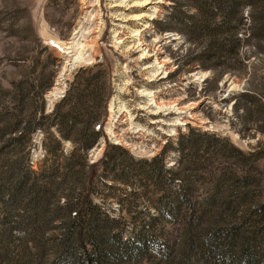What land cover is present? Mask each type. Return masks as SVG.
<instances>
[{
  "label": "rangeland",
  "instance_id": "1",
  "mask_svg": "<svg viewBox=\"0 0 264 264\" xmlns=\"http://www.w3.org/2000/svg\"><path fill=\"white\" fill-rule=\"evenodd\" d=\"M258 1L234 58L229 35H189L203 0H0V264H264ZM205 2L219 27L225 0ZM69 43L91 62L63 69ZM191 131L220 141L180 147Z\"/></svg>",
  "mask_w": 264,
  "mask_h": 264
},
{
  "label": "trees",
  "instance_id": "2",
  "mask_svg": "<svg viewBox=\"0 0 264 264\" xmlns=\"http://www.w3.org/2000/svg\"><path fill=\"white\" fill-rule=\"evenodd\" d=\"M253 1H257V0H225L224 3H226V5L224 6V3H219L217 2V7L218 9H220V12L222 14H224L222 16V23L220 24L219 27H213L211 26V23H210V18H207V15L205 16V14H208V12L206 13L207 11V6H206V2L205 0H203V3L202 5V14L204 13V27L203 28H199V27H196L195 25H193V30H192V33L189 34V35H193L197 32H199V30H203V32H209V33H215V32H218L219 33H224L226 35H229L230 38L228 40H226V44H228V49L225 50V52L231 56H235L237 54V51L239 50V46L241 44V40L239 39H236L235 36H236V26H234V23L236 21H240V16H239V10L240 8H242V6L245 4L249 5V6H252L254 5V2ZM260 1V4H263L264 3V0H259ZM258 1V2H259ZM205 2V3H204ZM198 3V2H196ZM257 3V2H255ZM239 16V18H238ZM223 48L220 49V51H222ZM235 58V57H234ZM46 66V64H45ZM248 100V101H254V96L251 95V94H244V95H241L239 97H236V102L234 103L233 105V109L236 111L237 110V105H238V100ZM59 105L57 104L55 109H54V114L55 116L57 115H60L59 113ZM41 113H43L42 111V108H41ZM257 125H260V124H257ZM58 132L60 134V136L63 138V139H70L67 135H65L63 132H62V128H61V122H59L58 124ZM257 130L260 131V132H263L264 131L261 129L260 126H256ZM192 132V135H190V137H188V139H184V137H181L180 140L178 141L179 142V146L182 147L183 146V143L186 144L187 147H189V145H194L196 143H200L202 145L206 144L205 146V149L209 147H213L214 145H216L220 140L219 138H216L215 136L213 135H209V134H206V133H199V132H194V131H191ZM72 141V140H71ZM84 149H87V146H85ZM180 152H182V150H180ZM239 153V152H238ZM72 155V154H71ZM71 155H69V158L73 159V157H71ZM155 161H153L152 163L149 164V166H151L152 168V172H153V180H155V182L157 183V186L158 187H162V185L164 186V184L166 183V180L167 181H171L173 180V178L175 176H172L173 174H175V169H170V172L172 173L170 177H168L167 179L166 176H165V173H166V169L164 167V165L162 164V158H158V159H154ZM145 163V162H144ZM143 163V164H144ZM145 165V164H144ZM179 168V165L177 166ZM172 182V181H171ZM184 193L187 192V190H183ZM182 192V193H183ZM176 195V205H175V208H174V211L176 213H180V210L182 208V206L184 205L185 207L188 208V210H190V213L191 214H194L197 209L195 208V204L191 203V201L189 200L188 197H185V195H180V194H177L176 192H171L170 193V196H175ZM87 205H90V204H87ZM65 209L68 210V212L71 211V206L69 205V202H66V205L64 206Z\"/></svg>",
  "mask_w": 264,
  "mask_h": 264
},
{
  "label": "bare ground",
  "instance_id": "3",
  "mask_svg": "<svg viewBox=\"0 0 264 264\" xmlns=\"http://www.w3.org/2000/svg\"><path fill=\"white\" fill-rule=\"evenodd\" d=\"M142 4H147V2L144 1ZM138 41H140V40H138ZM69 45L71 47L65 48L63 50L65 52V54H67V60L65 61V64H64V68L63 69H66L67 72H70L71 70H74L80 64H88V63L91 62V60L89 58H87V54H86V52L83 51V48H82V46H80V44H78V43H71L70 44L69 43ZM69 49H73L74 50V51H72L73 53H71V51ZM141 57L145 59L146 58V55L144 53H141ZM62 79L63 78L60 75L59 79L56 80V82H55L54 88H52L51 91L48 92L47 97H50V98H53L54 97L55 99H57V98L60 97V95L63 93V89L64 88H60V87H57V86H59L61 84ZM197 79H199V78H197ZM154 105L157 106L156 103H154ZM161 107H162L161 105L158 106V108H161ZM170 107H172V105H170ZM173 108L174 107H172V109ZM175 110L178 113L180 111L179 108H177ZM176 124H181V123H180L179 120H177L176 121Z\"/></svg>",
  "mask_w": 264,
  "mask_h": 264
}]
</instances>
